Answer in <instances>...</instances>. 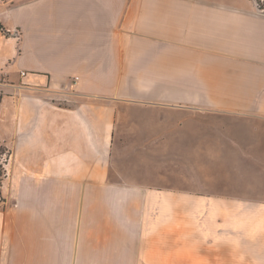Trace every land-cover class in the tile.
I'll return each mask as SVG.
<instances>
[{"label":"crops","instance_id":"crops-1","mask_svg":"<svg viewBox=\"0 0 264 264\" xmlns=\"http://www.w3.org/2000/svg\"><path fill=\"white\" fill-rule=\"evenodd\" d=\"M0 23V264H264L253 0H7ZM201 111L252 119L202 135Z\"/></svg>","mask_w":264,"mask_h":264},{"label":"rangeland","instance_id":"rangeland-1","mask_svg":"<svg viewBox=\"0 0 264 264\" xmlns=\"http://www.w3.org/2000/svg\"><path fill=\"white\" fill-rule=\"evenodd\" d=\"M1 1H7V0H0ZM255 2V4L257 5V8L259 11L263 12L264 13V7L263 8H260L257 1L256 0H253ZM156 110V109H155ZM162 111H164L162 109ZM159 112H160V109H159ZM164 113H168L169 115H178L180 114L179 111H174V110H165ZM182 114V112H181ZM197 115L199 116V126H200V134H207V133H212L213 131L215 130H219V129H225V128H232L230 126L232 125H237L236 127H238L240 124H243L245 125L246 123L249 125L251 123V119L252 118H245L246 121H249V122H244L241 118H237L235 119V121H231V120H227L226 118H223L222 116H218V114L216 113H210V112H207V111H201V112H198ZM241 119V120H240ZM256 121V124L258 122H264V121H260L258 119H254L253 122ZM242 125V126H243ZM255 125V124H254ZM245 127V126H244ZM261 129H264V126L263 128ZM230 134V133H228ZM215 141H220V140H215ZM229 151L230 152H233L235 150L233 149H230L229 148ZM10 155V152L9 150H7V148L4 146V145H1L0 144V180L3 178V175H4V169L5 167L3 166V164L7 161V158L9 157Z\"/></svg>","mask_w":264,"mask_h":264},{"label":"trees","instance_id":"trees-1","mask_svg":"<svg viewBox=\"0 0 264 264\" xmlns=\"http://www.w3.org/2000/svg\"><path fill=\"white\" fill-rule=\"evenodd\" d=\"M257 1V3H258V5H259V7L260 8H263L264 7V0H256ZM0 28L3 30L4 29V26L0 23ZM4 173H5V171H4ZM1 174V173H0ZM2 175V174H1ZM4 176V175H3ZM3 180V178L0 180V183H1V181Z\"/></svg>","mask_w":264,"mask_h":264},{"label":"water","instance_id":"water-1","mask_svg":"<svg viewBox=\"0 0 264 264\" xmlns=\"http://www.w3.org/2000/svg\"><path fill=\"white\" fill-rule=\"evenodd\" d=\"M8 33V32H7Z\"/></svg>","mask_w":264,"mask_h":264}]
</instances>
